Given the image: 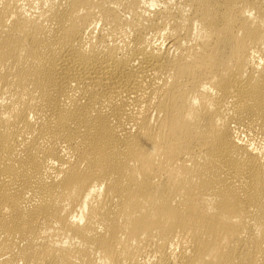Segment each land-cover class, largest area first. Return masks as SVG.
Returning a JSON list of instances; mask_svg holds the SVG:
<instances>
[{"label":"bare ground","instance_id":"obj_1","mask_svg":"<svg viewBox=\"0 0 264 264\" xmlns=\"http://www.w3.org/2000/svg\"><path fill=\"white\" fill-rule=\"evenodd\" d=\"M0 264H264V0H0Z\"/></svg>","mask_w":264,"mask_h":264}]
</instances>
